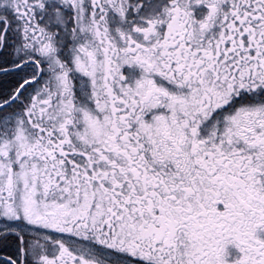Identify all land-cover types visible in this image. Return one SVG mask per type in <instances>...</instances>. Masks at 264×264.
Segmentation results:
<instances>
[{
	"label": "snow or ice",
	"instance_id": "snow-or-ice-1",
	"mask_svg": "<svg viewBox=\"0 0 264 264\" xmlns=\"http://www.w3.org/2000/svg\"><path fill=\"white\" fill-rule=\"evenodd\" d=\"M0 264H264V0H0Z\"/></svg>",
	"mask_w": 264,
	"mask_h": 264
}]
</instances>
